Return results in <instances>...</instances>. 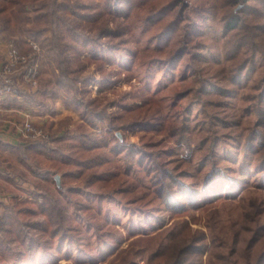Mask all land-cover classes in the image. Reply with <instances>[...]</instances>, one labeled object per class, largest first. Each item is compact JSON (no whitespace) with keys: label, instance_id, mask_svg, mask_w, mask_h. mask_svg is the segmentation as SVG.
<instances>
[{"label":"rangeland","instance_id":"374dc122","mask_svg":"<svg viewBox=\"0 0 264 264\" xmlns=\"http://www.w3.org/2000/svg\"><path fill=\"white\" fill-rule=\"evenodd\" d=\"M241 5L0 0V72L9 40L26 55L36 42L10 73L47 114L4 128L46 144L0 147V264H166L176 234L230 241L235 220L264 224V55L230 80L264 30ZM232 11L246 25L237 54Z\"/></svg>","mask_w":264,"mask_h":264},{"label":"trees","instance_id":"16d2710c","mask_svg":"<svg viewBox=\"0 0 264 264\" xmlns=\"http://www.w3.org/2000/svg\"><path fill=\"white\" fill-rule=\"evenodd\" d=\"M227 2H241V10L251 9L252 12L256 13L255 15L262 16V18L256 19L253 25L257 26L255 32L257 30V32L264 30V0H227ZM231 13L230 17L225 21V30L230 31L225 40L226 50L230 54H237L246 43H244L245 38L241 37L240 34L241 29L246 26L244 25L245 17H241V15L234 11ZM249 44H251L252 50L250 54L243 57L237 69L234 70L235 73L230 79L232 82H239L243 78L241 71L246 66L251 65L257 51L264 55V35L252 34ZM16 93L21 95L25 101L36 102V98L33 97L35 94L30 90L23 88L19 89V91L17 90ZM31 143L46 144L44 140L38 139L29 140V143L25 144L18 143L14 146H18L21 150ZM164 196V199L168 201L173 196V193L167 189ZM248 220H235L230 241H226L222 236L212 233L210 242L207 243L202 231H199V237L190 236L187 239L184 238L185 234H176L173 243L169 245L172 252H170V258L166 264H202V253L206 250V264H264V224L258 221L257 217L253 221ZM207 226L210 227V223ZM138 239L140 237H135L133 240L136 241ZM129 249L132 251V246ZM125 258V264L132 262L130 258Z\"/></svg>","mask_w":264,"mask_h":264},{"label":"crops","instance_id":"0c3cea01","mask_svg":"<svg viewBox=\"0 0 264 264\" xmlns=\"http://www.w3.org/2000/svg\"><path fill=\"white\" fill-rule=\"evenodd\" d=\"M3 46L4 44L0 38V65L3 58ZM21 104H25L23 105L24 107ZM26 113H29L28 116L33 114L32 117L35 118V120L43 115H47L41 107L39 108L38 105L36 106L35 104H32V102L25 101L20 95L8 97L6 100L3 99V101H0V147L14 149L15 141L10 133L9 135L4 133V128L9 124L14 130L18 128L15 123L20 118L27 115ZM15 131L16 133L11 132V134L18 135L20 133L18 129Z\"/></svg>","mask_w":264,"mask_h":264},{"label":"built area","instance_id":"2783aa9c","mask_svg":"<svg viewBox=\"0 0 264 264\" xmlns=\"http://www.w3.org/2000/svg\"><path fill=\"white\" fill-rule=\"evenodd\" d=\"M13 40H9L6 48V59L5 62L3 63L1 72H0V95L3 96L2 94H5L7 92H17V87L15 86L16 79L13 77L14 74L10 73L12 71H15L16 65L18 63H23L27 61V58H29L31 55L36 53L39 50L38 44L34 41V48L32 52H30V55L22 54L20 53L17 48L14 46ZM13 75V76H12ZM36 76V68L34 65L29 66L26 71L24 72V78L28 82L30 81L31 84H36L35 80ZM29 82V83H30ZM25 133L26 135L30 136H37L40 134L42 131L41 129L37 128L34 125H31L29 122H25Z\"/></svg>","mask_w":264,"mask_h":264},{"label":"water","instance_id":"95a60500","mask_svg":"<svg viewBox=\"0 0 264 264\" xmlns=\"http://www.w3.org/2000/svg\"><path fill=\"white\" fill-rule=\"evenodd\" d=\"M55 179L58 181L59 180V177H58V175L56 174L55 175Z\"/></svg>","mask_w":264,"mask_h":264}]
</instances>
